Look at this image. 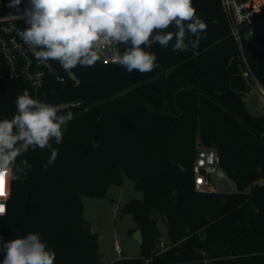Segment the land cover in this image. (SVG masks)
<instances>
[{"label": "trees", "instance_id": "obj_1", "mask_svg": "<svg viewBox=\"0 0 264 264\" xmlns=\"http://www.w3.org/2000/svg\"><path fill=\"white\" fill-rule=\"evenodd\" d=\"M193 4L208 25L195 54L173 52L174 40L153 44L146 50L159 67L150 73L97 62L74 68L79 86H55L50 100H82L85 108L72 112L63 143L53 141L59 155L46 170L47 148L18 158L31 170L11 183L0 217L5 241L40 233L55 264H106L83 198H105L129 178L144 193L123 209L137 223L131 234L142 232V250L111 264H264V115L248 109L256 82L243 76L248 64L264 86V51L235 40L222 0ZM17 97L14 83L0 88V119L12 118ZM199 145L215 148L234 193L196 190Z\"/></svg>", "mask_w": 264, "mask_h": 264}, {"label": "clouds", "instance_id": "obj_2", "mask_svg": "<svg viewBox=\"0 0 264 264\" xmlns=\"http://www.w3.org/2000/svg\"><path fill=\"white\" fill-rule=\"evenodd\" d=\"M6 6L24 19L27 27L21 38L37 61L58 62L77 84L72 70L94 67L106 47L112 63L128 73L147 74L159 65L157 56L146 49L153 44L167 48L174 40L173 52L191 48L195 54L208 27L193 0H8ZM15 104L16 114L0 119V198L5 200L11 183L31 170L27 159L17 163L18 158L29 150L47 148L51 154L42 166L46 170L59 155L53 141L63 143L67 124L74 118L71 111L61 114L62 106L33 98L27 90ZM6 211V203H0V217ZM0 254V264H55L56 260L40 233L31 232L7 241L0 236Z\"/></svg>", "mask_w": 264, "mask_h": 264}, {"label": "built area", "instance_id": "obj_3", "mask_svg": "<svg viewBox=\"0 0 264 264\" xmlns=\"http://www.w3.org/2000/svg\"><path fill=\"white\" fill-rule=\"evenodd\" d=\"M7 4L8 0H0V88L6 82H12L16 85L18 96L24 90H27L33 98L62 106L64 111L61 114H65L67 111L84 110L85 105L82 100L52 101L49 99L56 93L55 86H79L81 79L73 69L72 73L79 81L77 84L73 77L65 72L56 61L47 63L37 61L21 38V33L27 27L24 19L14 9L8 8ZM222 4L232 35L240 45L243 39L247 38L248 34H253L254 31H257L260 37H264V24L261 22L262 20L256 18V14L264 6L263 0H222ZM23 7L24 3L21 5V8ZM117 47L122 52V45H117ZM110 56L111 52L106 47L102 50L100 59L97 62L104 66L117 65L111 62ZM243 76L246 79L251 78L254 80L264 96V86L253 76L252 69L248 64ZM219 171L225 174L220 167V159L215 148L198 146L193 168L196 190L217 193V183L214 175ZM9 198L6 200L0 198V203H6L7 209ZM115 250L119 255L123 254L118 241L115 243Z\"/></svg>", "mask_w": 264, "mask_h": 264}, {"label": "rangeland", "instance_id": "obj_4", "mask_svg": "<svg viewBox=\"0 0 264 264\" xmlns=\"http://www.w3.org/2000/svg\"><path fill=\"white\" fill-rule=\"evenodd\" d=\"M263 9L264 6L256 14V18L264 24V17H261ZM247 39L264 51V37H260L257 31L248 34ZM245 101L252 114L264 115V96L256 85L246 94ZM143 197L144 193L135 187L134 182L125 178L122 185L111 186L105 198H83L85 217L99 235V250L106 264L141 254V244L134 238V234H131L137 223L133 215L124 213L123 209L128 202L134 199L142 200ZM159 225L166 233V224L160 221ZM116 241L123 250L122 255L115 250Z\"/></svg>", "mask_w": 264, "mask_h": 264}, {"label": "water", "instance_id": "obj_5", "mask_svg": "<svg viewBox=\"0 0 264 264\" xmlns=\"http://www.w3.org/2000/svg\"><path fill=\"white\" fill-rule=\"evenodd\" d=\"M229 112V111H228ZM201 146V145H199ZM94 148L93 144H89L87 148L83 151V153H88L90 150ZM214 179L217 183V193L229 195L234 193L235 191V184L221 171L217 172L214 175ZM152 220L158 221V212L153 210L151 213ZM134 238L141 244L143 242V235L141 230H137L134 232Z\"/></svg>", "mask_w": 264, "mask_h": 264}, {"label": "snow or ice", "instance_id": "obj_6", "mask_svg": "<svg viewBox=\"0 0 264 264\" xmlns=\"http://www.w3.org/2000/svg\"><path fill=\"white\" fill-rule=\"evenodd\" d=\"M3 194V189H2V186H0V195Z\"/></svg>", "mask_w": 264, "mask_h": 264}]
</instances>
